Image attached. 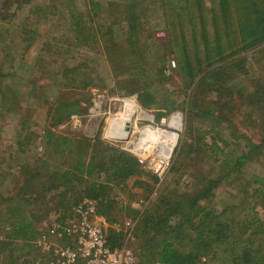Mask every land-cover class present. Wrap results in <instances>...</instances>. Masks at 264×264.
Instances as JSON below:
<instances>
[{
  "label": "rangeland",
  "instance_id": "374dc122",
  "mask_svg": "<svg viewBox=\"0 0 264 264\" xmlns=\"http://www.w3.org/2000/svg\"><path fill=\"white\" fill-rule=\"evenodd\" d=\"M196 1L133 0L135 16L148 17L149 24L143 23L139 31L135 27L144 41L141 44L136 33L129 47L125 38L133 30L125 20H130L131 0H0V199H10L5 205L15 208L14 196L18 189L28 186L25 180L34 171L41 178L36 186L48 189L38 205L24 206L20 212L31 226L22 227L24 230L33 234L40 225L58 218L66 207L90 199L84 197L94 183L110 187L109 200L115 208L109 215H101L107 230L122 234V244H128L133 251L138 228L147 216L166 206L163 201L198 191L208 180L220 176L222 182L201 205L234 222L250 214V183L254 176L264 178V153L248 161L243 175L238 176L234 171L230 173L231 164L225 163L213 141L220 150L241 155L247 152L250 139L256 143L264 139V55L258 52L264 44L247 49L249 43L239 39L233 29L226 32L224 20L217 28L208 13L211 0H203L208 20L203 25ZM213 1L221 14L220 0ZM111 2L116 4L112 6ZM96 28L105 35L120 37L116 41L122 47L106 49L103 39L96 36ZM85 37L88 43H84ZM218 42L228 57L223 62L212 52ZM207 47L214 58L206 59ZM184 52L191 64L197 63V57L202 60L200 69L195 68L194 79L193 75L187 78L182 66ZM241 57H246L240 61H246L247 75L240 73L237 65H231ZM160 70L164 71L162 79L156 76ZM207 73L209 79L213 78L211 85L199 87ZM131 81L140 84L139 88L150 81L157 103L144 108L139 94L128 92ZM221 102L227 108L220 112ZM71 104L79 105L80 112L57 122L54 116L67 114L63 107L69 109ZM172 105L178 108L168 111ZM133 106L153 117L155 127L178 136L170 170L163 178L154 175L129 152L131 149L107 134L109 121L119 113L118 116L127 115ZM60 108L62 111L55 114ZM201 108L213 110L219 120L207 119ZM171 118L173 122L179 119L180 129L170 128ZM65 139L72 145L64 146ZM199 139L205 141L198 147ZM205 145L213 148L209 155L205 148L198 150ZM83 146L86 153L81 157L78 154L85 149ZM106 146L129 154L140 168L123 182L114 180L113 152L103 153ZM92 159L95 168L89 167ZM41 161H47L48 168L38 169L37 162ZM25 162L28 167H24ZM78 162L82 167L75 183L60 185L53 179L57 173L75 170ZM27 168L33 170L24 171ZM91 200L99 204L103 198ZM0 208L1 227L9 214L3 205ZM258 210L264 221V209L259 205ZM128 220L136 222V228L133 238L126 241ZM180 221L181 217L175 215L171 226L177 228ZM190 224L183 232V241L178 243L180 249L193 247V241L188 239L193 237ZM11 228H0V244L15 245H6V251L0 249V264H38L41 253L35 241L41 231L26 241L12 239ZM260 242L264 251V238ZM258 244L251 248L253 252ZM226 251L232 248L222 247L213 254L214 258L207 257L214 264H230Z\"/></svg>",
  "mask_w": 264,
  "mask_h": 264
},
{
  "label": "trees",
  "instance_id": "16d2710c",
  "mask_svg": "<svg viewBox=\"0 0 264 264\" xmlns=\"http://www.w3.org/2000/svg\"><path fill=\"white\" fill-rule=\"evenodd\" d=\"M211 1L212 7L208 13L212 14L213 22L217 28L219 27L220 23L223 24V22L220 21L224 20V28L226 29V32H228V30L230 29H233L234 34H237L239 36V39L241 38L245 44L249 43V45L246 46L247 49L250 48L251 50L252 48L259 47L264 44V0H220L219 7L221 14L217 12L215 1ZM132 2L133 0H131V2L129 3V15H131L130 20H125L129 23V28L132 26L131 30H133L125 38V42L129 47H131L134 40L136 39L135 35L137 32L135 27L138 28L145 22H148L149 24L148 17L143 16L142 18H140L135 16V12L132 11L134 7V4H132ZM111 3L112 6L116 4V2ZM195 5L199 10L201 22L203 25H205L206 21H208L204 16V10H207L205 3L203 0H197ZM145 10L147 11L148 9ZM139 30L143 29L138 28V31ZM107 35L109 36V38H106ZM96 36H98L101 40L103 39L102 41L105 43L106 49L112 50V48L114 47L116 50H118L122 47L121 45H119L120 43L116 41L120 38H117V35L116 37H114V35H111L110 33H106L105 35L99 28H96ZM94 39L96 38H93L91 40L95 41ZM138 39L142 44L144 38H141V36L138 35ZM84 40V43H88L87 37H85ZM214 51L216 57H218L220 61L223 62L228 59V57L224 56L225 51L223 50V47L219 42L212 52ZM206 52V59H212L213 56H211V49L209 47H207ZM258 52L264 55V47L261 48ZM184 56L186 58L185 62H182V66H184L187 70V78L189 77V75H193L192 78L194 79L196 77V74L194 73L195 68L196 70L197 68L200 69L199 65H201L202 60L200 59V57H197V63L191 64L189 56L186 52H184ZM231 56L232 55H230L229 57ZM126 57H129V54ZM242 59L246 60V57H241L238 60H235L237 61V63L233 61L231 65L232 67H236L237 65V70L240 71V73H242L243 75H247L248 73L245 68L246 61H240ZM134 65L136 66V64ZM155 68H157V66L153 67V69ZM211 71L207 72L210 73ZM209 73H207L206 76L201 79V84L199 87H202L205 84L209 86L211 85V79L213 78H208ZM163 74L164 71L160 70L158 71L156 76L162 79ZM148 82V85H141L139 88L138 86L140 84H138L137 86L135 82L131 81L130 87L128 88L129 93L136 92L139 94V102L144 108H150L155 103H157L155 96L150 91L151 82ZM63 108L64 111L68 110V112L67 114H57L59 111H62V108H60L55 113L57 114V116H54V119L57 122H61L64 119L63 117H70L72 114L80 112V106L78 105V107H75V104H71L69 109H66L65 106ZM177 108L178 107H176L175 105H172L168 107V111H174ZM218 108L220 112L224 111L227 108V104L221 102ZM201 110L204 117H206L207 119H213L215 121L216 119L219 120L213 110H204L203 108H201ZM59 139L60 138H58V141ZM66 141L67 140L65 139L64 146L72 145L68 144ZM204 141L205 139L203 141L199 139V142L197 143L198 147ZM213 145L219 151H221V154L225 158V163L231 164L232 170L230 173L234 171V173L238 176L243 175L242 169L245 167L248 161L251 162L254 159V156H260L261 153H264V139L261 140L260 143H256L250 139L245 148L247 149V152L241 155H235L231 152L220 150L215 141H213ZM83 148L85 147L83 146ZM204 148L205 150H207V155H209L210 151L213 149L212 147L205 145L201 146V148H198V150H204ZM106 149L107 150L103 153H107V151L108 153L111 151L113 152L112 163L116 168L115 173H113L112 175L114 180L123 182L129 178V175L132 172L137 171L140 168L137 161L129 154L119 151L116 148H109L108 146H106ZM85 150L86 148L84 150L82 149V151H80L78 155L81 157L84 156L85 154L83 153H86ZM26 164L27 162L24 163V167L28 165ZM89 165V167H94L93 159L92 161H90ZM37 167L38 169H42V167L48 168V163L47 161H41V163L37 162ZM80 167H82V164L81 166H79L78 162L75 170H69L66 173L60 175H58L59 173L56 172V177H54L53 179L61 183L60 185H62L63 183H75V179H77L78 177L77 173L80 171ZM30 168H27V170H23L26 172L29 170H33ZM40 179L41 178L38 171H34L33 173H31V176L25 180L28 186H23L18 189L17 194L13 198V200L16 201L17 205L15 208H11L5 205V202H8L10 199H6V201H4L3 198L0 199V205H3V210L9 214L8 219H6L4 223H1L3 225L0 228L2 230L4 229L5 225H11V229L14 232V234H12V239L21 238L23 240L30 241L34 238L35 234L45 230L48 225V223L40 225V227L37 228L33 232V234H30V231L24 230L22 228L24 226L29 228L31 227L30 224H26L28 223V219L23 218V215H21L20 213L23 207L38 205V201H42L47 195L46 192L48 191V189L41 190L36 186ZM68 179H70L71 181H69ZM222 179L223 178L220 176L218 178H214L213 180H208L207 184L204 187L200 188V190L198 191H194L191 194L178 195L176 198H174V200H169V202L163 201L162 203L166 205L164 206V208H161L159 211L154 212V214L147 216L144 224L140 228H138V231L136 233L137 244L134 251L136 257L140 260L139 264H154L156 261H161L165 264H214L213 259L211 260L207 256L211 255L212 258H214L215 255L213 254L216 252V250H219L222 247H225V249L232 248V251H226V253L229 254L230 264H264V251L261 249L262 244L260 242L264 238V221L260 217L258 210L259 205L264 209V178L260 176H254L252 178L249 191L250 214L246 215L243 219L236 220V222H234L229 216L215 214L214 212L210 213V211L206 207L201 205L202 202L206 201L209 198L214 189L219 186V184L222 182ZM109 193L110 187L108 185L94 183L90 188L87 189V197L84 198L97 199L101 196L103 200L98 204V213L100 215L107 216L109 215L108 212L115 208L114 205L112 208V202L109 200ZM78 203L74 204L73 206L66 207L60 213V216H58V218L56 217V219L63 221L64 219L68 218L72 209ZM175 215L176 217H181V221L179 222L177 228L171 226L172 218H174ZM30 216H33L32 213L30 214ZM189 223H191L190 230H192L193 237L188 239L193 241V247L190 249H180L178 247V243H181V241H183V232L187 229V227H189L187 226V224ZM20 224L25 225H22L20 227ZM170 229H172V231H170ZM108 236L109 243L113 248L123 245L122 234H118L110 230L108 231ZM257 242H259V244L256 247L255 252H253L251 248ZM6 245H9L11 247L15 246L10 242H1L0 249L2 251H6ZM15 251L16 250L12 252V255H14ZM38 256V264H40L43 258L40 254ZM242 260L244 262H241Z\"/></svg>",
  "mask_w": 264,
  "mask_h": 264
},
{
  "label": "built area",
  "instance_id": "2783aa9c",
  "mask_svg": "<svg viewBox=\"0 0 264 264\" xmlns=\"http://www.w3.org/2000/svg\"><path fill=\"white\" fill-rule=\"evenodd\" d=\"M172 118L169 122L170 128H174L171 126ZM166 122L164 120L163 123ZM154 124L152 126L155 128ZM129 152L160 178L170 170L173 154L164 161L158 154L147 158L140 155L150 151L138 154L131 149ZM125 227L128 230V241L133 238L136 222L128 220ZM45 229L35 241L43 258L40 264H139L128 244L115 248L110 245L106 220L98 213V204L94 200L85 199L79 202L68 218L63 221L54 219ZM154 264L165 263L156 261Z\"/></svg>",
  "mask_w": 264,
  "mask_h": 264
},
{
  "label": "bare ground",
  "instance_id": "6f19581e",
  "mask_svg": "<svg viewBox=\"0 0 264 264\" xmlns=\"http://www.w3.org/2000/svg\"><path fill=\"white\" fill-rule=\"evenodd\" d=\"M126 106L124 110L127 108ZM118 115H115L113 119L111 118V123L110 121L108 123L107 134L111 140L122 143L126 148L133 149L138 154L150 151L146 154H140L144 158L158 154V157L165 161L173 154L178 143V136L165 131L161 127L154 128L152 126L154 124L153 117L146 115L140 108L135 106L127 115ZM174 119L176 122L172 121L171 126L180 129L179 119ZM141 123L145 126L140 127Z\"/></svg>",
  "mask_w": 264,
  "mask_h": 264
}]
</instances>
